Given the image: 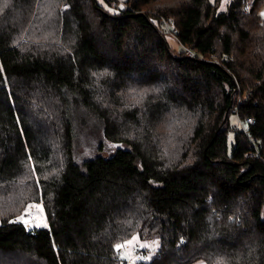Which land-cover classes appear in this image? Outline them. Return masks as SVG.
<instances>
[{
  "label": "trees",
  "instance_id": "16d2710c",
  "mask_svg": "<svg viewBox=\"0 0 264 264\" xmlns=\"http://www.w3.org/2000/svg\"><path fill=\"white\" fill-rule=\"evenodd\" d=\"M0 1V264H264V0ZM75 99L118 146L83 166Z\"/></svg>",
  "mask_w": 264,
  "mask_h": 264
},
{
  "label": "rangeland",
  "instance_id": "374dc122",
  "mask_svg": "<svg viewBox=\"0 0 264 264\" xmlns=\"http://www.w3.org/2000/svg\"><path fill=\"white\" fill-rule=\"evenodd\" d=\"M5 2V0H3ZM101 3H104L103 0H99ZM230 0H220L218 5V10L223 11L227 9L228 3ZM4 3L0 1V9L3 12L5 7L3 6ZM260 14L264 16V6L260 9ZM14 30V28H13ZM169 43L175 49L178 48V41L173 35L168 36ZM193 51V50H192ZM194 52V51H193ZM195 53V52H194ZM71 109L72 120L74 123L75 128V162L80 166H83L84 160L103 155L107 156L111 152L115 151L118 147L116 142L109 141L104 135V124L102 118L96 114L93 110L86 107L83 103L78 101L77 99L74 100V103ZM240 118L236 114L231 115L232 123H238ZM112 150V151H111ZM111 151V152H110ZM110 152V153H109ZM24 215H27L24 216ZM261 216L264 219V205L262 207ZM22 219L25 220L26 223H30L32 220V226L37 227H45L48 225L47 215L45 213L44 206L42 205L41 201H31L25 207L24 211L14 216L12 220ZM25 223V224H26ZM138 240V242H137ZM132 241L135 243H120V247L123 248L122 258L124 260L129 259L133 256V249L134 247H141V248H157L152 244L158 245V239L155 238L153 240H141L140 238H135ZM125 263V261L123 262ZM128 264H137L134 260ZM191 264H206L204 260H197Z\"/></svg>",
  "mask_w": 264,
  "mask_h": 264
},
{
  "label": "built area",
  "instance_id": "2783aa9c",
  "mask_svg": "<svg viewBox=\"0 0 264 264\" xmlns=\"http://www.w3.org/2000/svg\"><path fill=\"white\" fill-rule=\"evenodd\" d=\"M186 51H187V53L189 55H194L195 54L192 51V49H190L189 47L186 48ZM255 121H256V119L253 116H247L245 119H240L239 120V124L242 127H244V124L245 123H253ZM24 216L27 217V215H24ZM15 221L26 223V221L25 220H22V219H20V220L19 219H16ZM32 222L33 221L31 220L30 223H26L25 225L27 227H30V225H32ZM152 251H154V249L146 250V248L136 247V248H134L133 256L130 257L129 259L125 260V263H123V264H128L130 262H133L134 260L136 262H138V261H146V260H148V253L147 252L151 253ZM118 253H120V254L123 253V248L122 247H120L118 249Z\"/></svg>",
  "mask_w": 264,
  "mask_h": 264
},
{
  "label": "snow or ice",
  "instance_id": "6c2138e0",
  "mask_svg": "<svg viewBox=\"0 0 264 264\" xmlns=\"http://www.w3.org/2000/svg\"><path fill=\"white\" fill-rule=\"evenodd\" d=\"M119 247V246H118Z\"/></svg>",
  "mask_w": 264,
  "mask_h": 264
}]
</instances>
